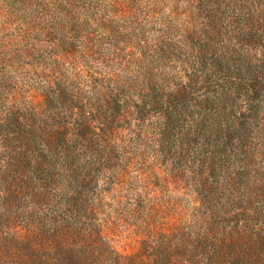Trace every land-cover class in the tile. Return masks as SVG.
I'll list each match as a JSON object with an SVG mask.
<instances>
[{
    "label": "trees",
    "instance_id": "1",
    "mask_svg": "<svg viewBox=\"0 0 264 264\" xmlns=\"http://www.w3.org/2000/svg\"><path fill=\"white\" fill-rule=\"evenodd\" d=\"M182 1L185 19L168 21L152 44L139 43L140 58L115 57L114 75L126 81H112L108 107L117 121L124 114L133 139L153 148L168 177L196 195L194 223L150 235L134 256L79 227L81 134L56 82L47 95L58 112L42 144L41 199L27 223H17L11 201L31 191L29 181L18 171L0 176V264H264V0ZM56 49L50 59L75 62L74 49ZM105 130L93 133L98 141ZM89 132L82 133L88 153Z\"/></svg>",
    "mask_w": 264,
    "mask_h": 264
},
{
    "label": "rangeland",
    "instance_id": "2",
    "mask_svg": "<svg viewBox=\"0 0 264 264\" xmlns=\"http://www.w3.org/2000/svg\"><path fill=\"white\" fill-rule=\"evenodd\" d=\"M186 9L182 0H0V176L18 171L31 191L36 187L11 201L18 224L29 221L41 199L42 144L58 112L47 95L56 82L66 89L65 107H74L81 134L75 160L79 227L134 256L150 235L171 236L194 223L196 195L174 183L153 148L133 139L135 127L124 114L117 121L108 107L112 81H126L114 75L120 72L115 57L136 52L140 58L137 45L152 44L172 19L181 23ZM52 48L74 49L75 62L65 56L53 61ZM87 129L89 153L82 138ZM101 130L105 142L93 135ZM65 194L61 189L60 198Z\"/></svg>",
    "mask_w": 264,
    "mask_h": 264
}]
</instances>
